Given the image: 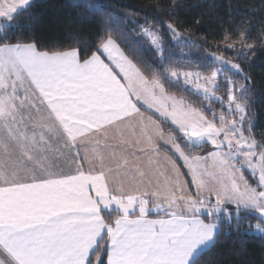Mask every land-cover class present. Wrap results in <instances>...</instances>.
I'll return each instance as SVG.
<instances>
[{"label": "snow or ice", "instance_id": "obj_1", "mask_svg": "<svg viewBox=\"0 0 264 264\" xmlns=\"http://www.w3.org/2000/svg\"><path fill=\"white\" fill-rule=\"evenodd\" d=\"M34 7L0 3V264H222L217 249L227 238L264 239V143L252 135L245 97L254 81L241 65L210 54L246 83L226 79V103L215 97L230 118L206 115L168 89L182 82L214 96L220 69L204 76L133 62L101 3L73 4L105 24L90 42L82 34L67 46L17 39L27 25L17 18ZM240 28L239 45L227 47L253 50ZM142 31L168 59L161 36ZM151 110L174 128L145 115ZM153 208L163 216L149 218Z\"/></svg>", "mask_w": 264, "mask_h": 264}, {"label": "trees", "instance_id": "obj_2", "mask_svg": "<svg viewBox=\"0 0 264 264\" xmlns=\"http://www.w3.org/2000/svg\"><path fill=\"white\" fill-rule=\"evenodd\" d=\"M77 2L106 6L104 11L110 14L106 26L133 62L149 63L157 72L171 67L182 72H201L205 76L212 70L222 69L216 92L225 103V80L231 79L236 84L246 82L241 74L229 65H219L210 54L240 64L243 72L254 81V88L245 97L252 135L258 143H264V0H37L30 18L28 14L17 18V21L27 19V25L15 31L14 36L25 41L40 38L46 43L67 46L70 36L82 34L90 42L105 24L100 23L99 15L86 11L84 7L74 8L73 4ZM176 3L180 7L173 10ZM168 24L181 33L180 38L171 37ZM241 24L247 29L246 43L254 45L251 51L246 45L235 49L227 47L229 43L239 45L238 35L243 30ZM142 26L161 36L168 59L161 62L154 46L141 35ZM241 52L245 54L241 55ZM168 90L193 107L202 109L206 115L209 108L217 113L224 111L225 115L229 111L220 100H206L183 87L182 82L181 86L173 84ZM245 135H248L247 131ZM211 149L206 145L196 154H206ZM217 252L222 264H237L240 259L264 264V239L258 234L229 237ZM105 259L102 254L101 261Z\"/></svg>", "mask_w": 264, "mask_h": 264}, {"label": "crops", "instance_id": "obj_3", "mask_svg": "<svg viewBox=\"0 0 264 264\" xmlns=\"http://www.w3.org/2000/svg\"><path fill=\"white\" fill-rule=\"evenodd\" d=\"M141 110H142V111H145L144 108H142ZM145 115H150V116H152V118H153L154 120H156L157 123H159V124L161 125V127L164 128L166 131H170L171 128H174V126H171L168 122H166V121H165V120L159 115V113H155L154 110H151V111H147V112H145ZM164 152H165V148H164V146H163V144H162V142H161V153L163 154ZM168 155H171V153L169 152ZM202 155H203V154H202ZM177 163H178L179 165H181V170L186 172V169H184V168L182 167V161H180L179 159H177ZM64 170H65V171H69V169H67V168H65ZM184 178L190 180V177L187 176V175H185ZM190 186H191V185H190ZM191 187H194V186H191ZM149 190H151V189H149ZM158 216H163V212L157 213L156 210H155V208H153V211L150 213L149 218H151V219H156V218H158Z\"/></svg>", "mask_w": 264, "mask_h": 264}, {"label": "rangeland", "instance_id": "obj_4", "mask_svg": "<svg viewBox=\"0 0 264 264\" xmlns=\"http://www.w3.org/2000/svg\"><path fill=\"white\" fill-rule=\"evenodd\" d=\"M35 1H37V0H35ZM5 2V0H0V3H4ZM7 2L8 3H11V0H7ZM141 35L143 36V37H145L149 42H150V38L149 37H147L145 34H144V32L141 30ZM151 43V42H150ZM154 46V45H153ZM155 48V47H154ZM218 61V60H217ZM219 62V61H218ZM220 63V62H219ZM219 65H221V63L219 64ZM181 73H182V71H180ZM222 73V69H220V73L218 74V76L220 75ZM205 76V75H204ZM218 76H217V79H218ZM199 83L201 84V85H204V80L203 79H201V80H199ZM205 86H207V87H211L210 85H205ZM187 89H189V90H191V91H193V92H195L193 89H194V86H192V85H190V86H188L187 87ZM217 90V89H216ZM216 90H215V93H214V96H209L208 98H205L204 97V95L202 94V93H196L195 92V94H197V95H199V96H201V97H203V98H205L206 100H217L215 97H218V95H217V92H216ZM170 94V93H169ZM174 95V94H173ZM176 96V95H175ZM177 98H179V97H177ZM226 116V118H230L229 117V111H228V113L225 115ZM208 146L210 147V148H212V146L210 145V144H208ZM212 150V149H211ZM210 150V151H211ZM203 155H205V154H203ZM211 164V161H209V165ZM244 174H245V177L246 178H249V180H250V182L252 181V179H254L253 177H251V175H250V172H249V170H247V169H245V172H244Z\"/></svg>", "mask_w": 264, "mask_h": 264}]
</instances>
